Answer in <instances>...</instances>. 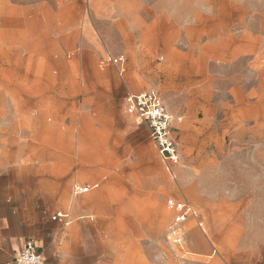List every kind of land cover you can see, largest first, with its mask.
I'll return each instance as SVG.
<instances>
[{
  "label": "rangeland",
  "instance_id": "rangeland-1",
  "mask_svg": "<svg viewBox=\"0 0 264 264\" xmlns=\"http://www.w3.org/2000/svg\"><path fill=\"white\" fill-rule=\"evenodd\" d=\"M159 17L167 24H143ZM110 54L126 56L125 80L99 68ZM150 88L175 115V182L124 111L129 92ZM5 128L32 135L24 150L1 138L0 180L15 171L72 180L58 208L37 201L11 215L0 199V264L12 263L17 237L43 243L44 255L77 241L91 247L90 264H225L243 228L264 218V0H0ZM11 156L18 165L4 169ZM74 182L100 188L75 198ZM171 197L201 209L220 257H207L194 222L184 227L193 254H178L168 241ZM61 211L72 224L52 228ZM47 254L48 264L60 258Z\"/></svg>",
  "mask_w": 264,
  "mask_h": 264
},
{
  "label": "crops",
  "instance_id": "crops-1",
  "mask_svg": "<svg viewBox=\"0 0 264 264\" xmlns=\"http://www.w3.org/2000/svg\"><path fill=\"white\" fill-rule=\"evenodd\" d=\"M157 21H159L158 22L159 24H167V18H165V17H159L157 19L152 18V19L144 22L143 24H145L146 26L149 27V26L156 24ZM54 23L71 24V23H75V21L73 22L71 20H67V21L66 20H59V21H55ZM169 23H172V22H169ZM145 32H147V31L145 30ZM165 35L166 34H163L162 39H164ZM116 56H124V55H116ZM106 57H104V59ZM124 57L126 58V56H124ZM104 59H102V60H104ZM100 63H101V61H100ZM99 68L103 71L106 69V68L105 69L101 68L100 64H99ZM127 70H128V64H127V58H126L125 76H124V79H122V80H125ZM115 73H116V71H115ZM117 76H118V74H117ZM150 89H152V88H150ZM145 90H148V89H145ZM145 90H143V91H145ZM140 92H142V91H140ZM131 93H139V92H131ZM25 95H27V94H25ZM126 96H125V99H126ZM125 99H124V111L128 116H130L126 111ZM170 113L172 114L173 118H175V115H173V113L171 111H170ZM130 117L137 119L140 122V124H142L144 126V124L141 122V120L138 119L136 116H130ZM174 123H175V119H174L171 130H172V136L177 141V138L174 135ZM147 134H148L149 140L153 143V141L150 139L148 130H147ZM31 135L32 134L30 131H28L27 129H22V128H5L2 130L0 129V142H1V138H4L3 141L5 143L6 148L17 149V147H18L19 150H22V149L24 150L25 148H27V145H28L27 144V138ZM178 144H179V142H178ZM154 146H155V144H154ZM155 149H156V146H155ZM156 152H157V149H156ZM157 155H158V153H157ZM12 159H13V157L11 156L10 161L8 162L6 168H4V169H11L12 165H18V164H13V163H18V160L12 162ZM160 161L162 162L161 159H160ZM162 164H163V167H164L166 174L169 176L171 181H173V182L177 181L178 173L176 172V176H177L176 180L173 179L170 172L165 168V165L163 162H162ZM13 168H16V167H13ZM20 168L21 167H19V169ZM13 174H14V176H9L7 178H4L3 180H0V199H2V201L4 199L7 203H9V205H3L2 208L5 209L4 211L9 213L8 208L10 207L9 210L11 211V215H14L15 208L18 206H20L21 208L34 209V205H31V203L33 204V202H37V201L56 202L53 205V208H56V207L58 208L59 207L58 202L68 194L70 182L72 180L69 177L65 178V177H61L58 175L52 176V177L43 175L42 177H40V176H37L39 174V172H34L31 174V176L26 177V178H22L19 176L21 174L20 171H15ZM16 174H18V175H16ZM32 175H34V176H32ZM190 183H191V181H190ZM75 184L81 185L79 182H74L71 186V190H70L71 195L75 198L81 197V196L86 195V194H90L91 192L96 191L100 188V185L98 183L81 185V186H91L92 189L89 193H86V194H83L81 196L76 197L73 195V191H72ZM188 184H189V182H188ZM95 186H98V187L95 188ZM185 193L188 194L187 191ZM178 201H184V202L189 203L190 205H192L195 208V210L198 213V220L189 219L182 227H180L181 230H179V232H183L182 234H184V239H186L185 237L187 235V232H184V227L186 225H188L189 223L194 222L196 224V228L203 234L204 239L207 241V243L211 247V254L208 255L207 257L208 258H214L217 255H218L217 257H220L221 255L218 253L215 242L212 240V238H210L208 228H207V224H206V220H205V218L201 212V209L197 205H195L193 202H191L190 199H188L186 197H183V198L171 197L166 201L167 209L172 214V222H173V219L176 215V211H175L174 207L172 206L171 202H178ZM47 210H48V208H47ZM56 213H58V212H56ZM56 213H54L52 216L54 217ZM63 213L69 215V224L67 226H65L61 222L54 221L53 217H52V220L54 222H56V224L58 225L57 226L56 224H51L52 228H60L59 226H61L62 228L63 227L65 228V227H68L72 224L70 214L67 212H63ZM30 214H32V213H28V215H30ZM11 215L9 214L7 216H10L11 218L15 217V216H11ZM198 222H202L204 224V230H201L198 227V225H197ZM82 227L86 228V226H82ZM77 228H79V227H77ZM214 230H216V228H214ZM171 233H172V223H171V227L169 228L168 237L171 235ZM215 233H216V231H214V234ZM215 235H216V238L218 239L219 243H224V241H226L224 234H222L221 232L219 233L217 231V233ZM16 239H18V241L20 242V245L18 247V250L15 251L14 258L21 252V250L25 247V245L28 241H33L40 250H42V248H44V244L43 243L38 244V242L34 238L17 237ZM68 244H69V246L65 247L64 249L57 248L54 245H52V246L48 245L47 251L45 250V255L43 254L44 264H48L47 263V257H48L47 252L49 253L50 256L55 255V257H57V256L60 257L59 259L55 258L56 264H82V263H89L90 264V259L92 258V252H91L90 246H86L85 248L81 249V246H80L81 243L74 241V240L73 241L70 240L67 243V245ZM39 245H41V246H39ZM174 247L176 248L178 254H181L184 256L187 254H193L189 251L187 243L185 245L184 252H181L178 247H176V246H174ZM172 249H173V247H172ZM239 249H241V250H239L238 252H228L224 256H221L224 263L225 264H264V218L260 219L259 228H243V237H242L241 243L239 244ZM173 250H175V249H173ZM42 253H43V251H42ZM14 258H13L11 264H13Z\"/></svg>",
  "mask_w": 264,
  "mask_h": 264
},
{
  "label": "built area",
  "instance_id": "built-area-1",
  "mask_svg": "<svg viewBox=\"0 0 264 264\" xmlns=\"http://www.w3.org/2000/svg\"><path fill=\"white\" fill-rule=\"evenodd\" d=\"M100 67L105 69L112 67L121 79H124L126 70V58L124 56L107 55L101 61ZM126 111L130 116H136L148 130L150 139L156 146L159 158L176 180V170L181 164L180 148L178 142L172 136V125L174 118L163 102L162 96L157 89H148L139 93H128L125 99ZM98 186H95L97 188ZM91 186H81L75 184L73 195L81 196L91 191ZM176 211L172 222V233L168 241L179 248L181 252L185 250L184 234L179 232L189 219L198 220V213L195 208L187 202H171ZM54 221L69 224V215L58 212L53 217ZM198 227L204 230V224L198 222ZM13 264H44L42 251L33 241H28L21 252L14 258Z\"/></svg>",
  "mask_w": 264,
  "mask_h": 264
}]
</instances>
